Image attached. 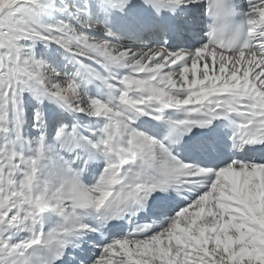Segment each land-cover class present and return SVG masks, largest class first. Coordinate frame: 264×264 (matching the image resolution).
Returning <instances> with one entry per match:
<instances>
[{
	"label": "snow or ice",
	"instance_id": "obj_1",
	"mask_svg": "<svg viewBox=\"0 0 264 264\" xmlns=\"http://www.w3.org/2000/svg\"><path fill=\"white\" fill-rule=\"evenodd\" d=\"M0 264H264V0H0Z\"/></svg>",
	"mask_w": 264,
	"mask_h": 264
}]
</instances>
